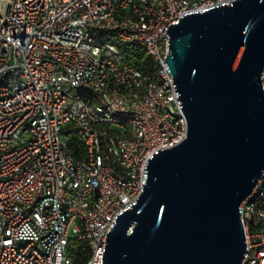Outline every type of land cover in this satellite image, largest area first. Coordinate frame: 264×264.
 I'll use <instances>...</instances> for the list:
<instances>
[{"label": "built area", "instance_id": "1", "mask_svg": "<svg viewBox=\"0 0 264 264\" xmlns=\"http://www.w3.org/2000/svg\"><path fill=\"white\" fill-rule=\"evenodd\" d=\"M231 1L0 0V264H73V236L103 264L150 156L188 132L168 28ZM240 214V264H264V171Z\"/></svg>", "mask_w": 264, "mask_h": 264}, {"label": "water", "instance_id": "2", "mask_svg": "<svg viewBox=\"0 0 264 264\" xmlns=\"http://www.w3.org/2000/svg\"><path fill=\"white\" fill-rule=\"evenodd\" d=\"M167 33L188 132L150 156L103 264H240V204L264 171V0L186 12Z\"/></svg>", "mask_w": 264, "mask_h": 264}, {"label": "trees", "instance_id": "3", "mask_svg": "<svg viewBox=\"0 0 264 264\" xmlns=\"http://www.w3.org/2000/svg\"><path fill=\"white\" fill-rule=\"evenodd\" d=\"M130 51V50H129ZM134 53L135 60L137 63H142V67L145 68L148 72L153 70L152 68V60L149 55L145 52V50H135L131 51ZM74 152L78 153V149L74 148ZM68 250L73 258V264H87L89 258L91 257V249L89 247L88 241L84 239L77 238L75 236L70 237L68 243Z\"/></svg>", "mask_w": 264, "mask_h": 264}]
</instances>
